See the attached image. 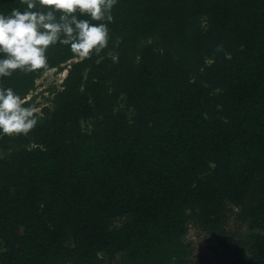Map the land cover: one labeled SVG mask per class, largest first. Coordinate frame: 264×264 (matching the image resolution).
<instances>
[{"label":"trees","instance_id":"1","mask_svg":"<svg viewBox=\"0 0 264 264\" xmlns=\"http://www.w3.org/2000/svg\"><path fill=\"white\" fill-rule=\"evenodd\" d=\"M113 15L99 55L55 46L4 81L28 96L67 70L37 126L0 137V264H190L188 223L224 234L229 206L251 231L241 264H264V0H119Z\"/></svg>","mask_w":264,"mask_h":264},{"label":"clouds","instance_id":"2","mask_svg":"<svg viewBox=\"0 0 264 264\" xmlns=\"http://www.w3.org/2000/svg\"><path fill=\"white\" fill-rule=\"evenodd\" d=\"M119 0H19L0 10V137L27 136L43 113L6 84L17 72L46 69L49 49L66 47L83 61L108 48L113 9ZM226 57L231 58L227 53ZM118 54H112L118 62Z\"/></svg>","mask_w":264,"mask_h":264},{"label":"rangeland","instance_id":"3","mask_svg":"<svg viewBox=\"0 0 264 264\" xmlns=\"http://www.w3.org/2000/svg\"><path fill=\"white\" fill-rule=\"evenodd\" d=\"M65 69L64 67L61 70L59 68L51 69L36 80L35 90L28 97L30 98L29 102L40 111L46 105L52 106L54 91L62 89V83L67 74ZM120 107L125 108L124 101L120 102ZM130 111L128 110V112ZM82 126L85 130H90L92 128L91 121H82ZM238 211L239 208L229 206L224 227L225 232L220 235L209 233L204 227L193 221L188 223L183 240L188 247L190 264H241V258L249 252L237 249V246L251 231L247 223L239 220ZM120 223L121 220H117L115 225L118 226ZM102 256H105L107 264H121L120 254L107 257L102 253Z\"/></svg>","mask_w":264,"mask_h":264}]
</instances>
